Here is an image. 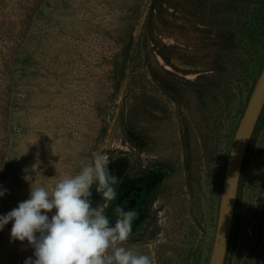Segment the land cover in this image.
<instances>
[{
    "label": "rangeland",
    "instance_id": "obj_1",
    "mask_svg": "<svg viewBox=\"0 0 264 264\" xmlns=\"http://www.w3.org/2000/svg\"><path fill=\"white\" fill-rule=\"evenodd\" d=\"M149 3L0 0V216L31 182L51 189L96 153L117 180L114 201L91 190L105 214L128 180L167 165L125 246L152 264H208L231 146L264 68V0L239 15L249 31L230 53L209 49L193 6ZM254 133L224 264H264V125ZM11 228L0 230V264L34 259Z\"/></svg>",
    "mask_w": 264,
    "mask_h": 264
},
{
    "label": "clouds",
    "instance_id": "obj_2",
    "mask_svg": "<svg viewBox=\"0 0 264 264\" xmlns=\"http://www.w3.org/2000/svg\"><path fill=\"white\" fill-rule=\"evenodd\" d=\"M108 165L107 156L96 153L51 189L31 182L28 199L0 216V230L11 221V240L27 241L34 249V259L29 257L24 264H152L149 255L125 246L136 215L133 210L117 207L110 220L103 207L93 206V187L105 202L117 197V180ZM6 191L0 190V197Z\"/></svg>",
    "mask_w": 264,
    "mask_h": 264
},
{
    "label": "trees",
    "instance_id": "obj_3",
    "mask_svg": "<svg viewBox=\"0 0 264 264\" xmlns=\"http://www.w3.org/2000/svg\"><path fill=\"white\" fill-rule=\"evenodd\" d=\"M215 1V3L213 2ZM256 0H150L151 10L162 9L164 7L171 8L177 5L179 8L193 6L195 11L200 12L204 19L202 25L205 26L203 31L208 38L209 49L218 53H230L236 50L238 46V38L242 33L249 31V23L239 19V15L247 14L251 5ZM209 17V18H207ZM212 65H218L217 58H214ZM180 98V92L176 93ZM264 125V110L256 127V134ZM254 136V135H253ZM253 138L251 144L253 142ZM250 145V144H249ZM250 149V147H249ZM248 151V150H247ZM170 169L167 165H158L152 170L147 171L145 180H128L119 188L118 201L106 213L109 219H114L115 209L117 207L124 210H133L136 215L132 223V236L143 224L152 204L155 192L161 185ZM139 187V191L134 188ZM114 221V220H113Z\"/></svg>",
    "mask_w": 264,
    "mask_h": 264
},
{
    "label": "water",
    "instance_id": "obj_4",
    "mask_svg": "<svg viewBox=\"0 0 264 264\" xmlns=\"http://www.w3.org/2000/svg\"><path fill=\"white\" fill-rule=\"evenodd\" d=\"M263 110L264 68L249 98L231 146L223 180L215 238L208 264H224L244 159Z\"/></svg>",
    "mask_w": 264,
    "mask_h": 264
},
{
    "label": "flooded vegetation",
    "instance_id": "obj_5",
    "mask_svg": "<svg viewBox=\"0 0 264 264\" xmlns=\"http://www.w3.org/2000/svg\"><path fill=\"white\" fill-rule=\"evenodd\" d=\"M124 211H127V210H124Z\"/></svg>",
    "mask_w": 264,
    "mask_h": 264
}]
</instances>
